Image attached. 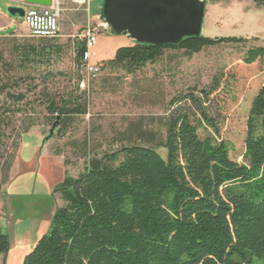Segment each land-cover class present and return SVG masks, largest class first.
Returning <instances> with one entry per match:
<instances>
[{
    "label": "trees",
    "instance_id": "16d2710c",
    "mask_svg": "<svg viewBox=\"0 0 264 264\" xmlns=\"http://www.w3.org/2000/svg\"><path fill=\"white\" fill-rule=\"evenodd\" d=\"M252 1L264 9V0ZM247 41L201 35L175 46L132 44L97 65L103 72L134 77L161 62L167 52L190 58L207 48ZM85 50V39L76 37L78 70L84 69ZM62 53L55 38L11 44L13 64L6 66L15 75L0 86V187L8 182L14 159V154L6 155L9 136L14 132L16 150L29 131H16L12 121L29 104L27 94L37 97L34 103L59 138L88 114L86 91L46 88L58 76L69 80L61 73L41 75L45 87L39 91L30 85L26 93L11 92L34 80L36 70L47 69ZM242 61L245 66L264 65V47H248ZM231 78L220 74L209 87L175 96L163 117L130 122L116 137L118 150L89 159L76 178L66 175L54 190L63 205L22 264H264V84L250 104L240 164L219 140L225 119L219 104L231 97ZM155 124L164 134L151 129ZM200 131L207 135L201 137ZM10 250L9 236L0 227V263L6 264Z\"/></svg>",
    "mask_w": 264,
    "mask_h": 264
},
{
    "label": "rangeland",
    "instance_id": "374dc122",
    "mask_svg": "<svg viewBox=\"0 0 264 264\" xmlns=\"http://www.w3.org/2000/svg\"><path fill=\"white\" fill-rule=\"evenodd\" d=\"M204 1L202 36L243 38L245 29L253 26L252 31L261 36V42L252 39L243 44H222L190 58L182 52H167L161 62L147 66L134 77L101 70L92 77L84 69L78 70L75 63V38L80 39L85 31L78 32L74 38L62 37L58 32L55 40L63 47L62 55L53 58L47 69L36 70L34 80L23 82L19 88L11 90L13 93H26L29 87L37 85L40 87L38 91L46 86L50 91L68 93L77 86L80 92L86 91L89 107L88 114L77 119L64 138L55 136L57 129L50 135L51 127L45 120L43 109L34 103L37 97L33 94H27L29 104L23 112L13 116L16 131L27 127L29 131L21 136L16 150L13 148L14 132L6 144V155L14 154L8 182L0 187V227L9 236L11 244L6 264H22L25 255L47 233L54 211L63 205L59 193L54 190L66 175L76 178L85 171L89 159L101 158L118 150L120 145L116 143V137L126 130L130 122L140 117H163L175 96L192 88L209 87L220 74L223 79L232 78L231 97L225 104H219L225 118L220 125L219 140L229 145L234 161L243 163L247 116L253 98L264 84V65L245 66L242 59L248 47H264V9L248 10L246 6L249 7L247 4L251 0ZM84 4V0L61 2L59 17L67 24L70 10ZM99 4L102 5V0ZM97 5L93 2L91 11L89 6L91 16ZM9 6L13 4H0L2 13L7 15ZM10 19L17 25L0 30V86L5 79L15 75L6 66L13 64V41L21 43L37 39L30 34L23 19ZM87 28H93L97 37L91 50V64L111 60L118 48L129 46V38L106 29L101 16ZM10 33L12 35H8ZM48 71L61 73L69 80L58 76L44 86L39 77ZM78 77L81 80L77 84ZM2 99L3 95H0V101ZM151 129L164 134L159 124L152 125ZM200 135L205 137L207 133L200 131ZM158 152L165 158V150Z\"/></svg>",
    "mask_w": 264,
    "mask_h": 264
},
{
    "label": "water",
    "instance_id": "95a60500",
    "mask_svg": "<svg viewBox=\"0 0 264 264\" xmlns=\"http://www.w3.org/2000/svg\"><path fill=\"white\" fill-rule=\"evenodd\" d=\"M25 6L50 7L53 0H23ZM102 20L115 35L133 44L175 46L182 40L201 36L204 0H103ZM6 14L23 19L24 7L9 6ZM54 127L50 130L53 134Z\"/></svg>",
    "mask_w": 264,
    "mask_h": 264
},
{
    "label": "built area",
    "instance_id": "2783aa9c",
    "mask_svg": "<svg viewBox=\"0 0 264 264\" xmlns=\"http://www.w3.org/2000/svg\"><path fill=\"white\" fill-rule=\"evenodd\" d=\"M1 2L12 3L13 6L24 7V24L29 30L30 34L35 38H56L59 32L58 18L60 13V4L58 0H53L50 7L42 6H25L23 0H0ZM25 7H28L26 10ZM103 26L107 29V27ZM85 39L86 50L83 53L82 61L84 64V70L89 76H96L100 72V68L97 64H91L92 57L91 50L96 44V34L93 28H87L82 37Z\"/></svg>",
    "mask_w": 264,
    "mask_h": 264
},
{
    "label": "crops",
    "instance_id": "0c3cea01",
    "mask_svg": "<svg viewBox=\"0 0 264 264\" xmlns=\"http://www.w3.org/2000/svg\"><path fill=\"white\" fill-rule=\"evenodd\" d=\"M101 0H84L85 4L83 6L81 5H76L73 9L70 10L71 12V17L68 19V23L66 24L64 19L58 18V28H59V33L60 36L62 37H68V38H74L78 34V32L85 29L95 23L98 19V17L101 16L100 12V7L101 5L99 4ZM60 6L61 2H65V0H58ZM95 2L98 3L96 6V10L94 14L91 16L89 12V6H90V11H91V4ZM103 2V0H102ZM1 2L0 4H2ZM249 7L246 6L248 10H263L262 8H257L253 1L251 0L249 4ZM98 7V8H97ZM11 17H8V15H5L2 13L0 10V30L5 29V28H11L13 25H17L16 22L11 21ZM255 16L253 17L254 20ZM254 22V21H253ZM245 29V28H244ZM254 28L253 26H249V30L245 29V34L243 35V39L246 40H252V39H257L256 42L260 43L261 42V36L259 34H256L254 31H252ZM15 32V31H14ZM13 33V32H12ZM133 42L129 39V45H132ZM93 56V55H92ZM92 58V57H91Z\"/></svg>",
    "mask_w": 264,
    "mask_h": 264
}]
</instances>
